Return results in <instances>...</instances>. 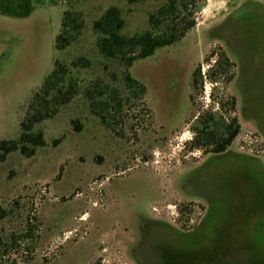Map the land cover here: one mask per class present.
<instances>
[{"label":"rangeland","instance_id":"1","mask_svg":"<svg viewBox=\"0 0 264 264\" xmlns=\"http://www.w3.org/2000/svg\"><path fill=\"white\" fill-rule=\"evenodd\" d=\"M56 1L58 5L38 7L29 18L0 15V141L19 138L28 103L56 60L69 66L80 57L92 61L88 69L71 68L70 77L82 85L78 96L53 120L37 127L44 130L48 146L33 158L16 152L0 164V237L24 234L29 226L39 237L10 249L0 264H27L28 257V264H134L124 235L96 223L104 228L129 223L155 201L153 187L168 190L185 165L203 159L202 150L190 149L196 139L195 116L235 117L228 86L236 71L234 62L220 69L221 44L208 41L209 34L203 38L206 44L201 39L203 29L230 11L223 31L238 64L232 88L249 118L264 127V0H201L197 26L185 39L134 65L131 72L146 85L147 94L132 99L110 126L92 113L84 91L98 80L104 82L102 87L125 89L124 69L98 55L93 23L116 6L126 20L123 34L142 33L148 26L147 13L164 0L138 5L128 0ZM68 8L82 12L86 30L77 44L58 52L56 38ZM198 67L201 89L194 92L191 87L190 109L189 73ZM74 121L83 125L80 133ZM246 132L255 133L250 126L244 127ZM56 139L62 140L55 148ZM115 174L128 176L112 182L106 191L108 209L100 211L105 208L108 178ZM198 175L195 190L210 213L195 234L174 237L180 245L177 252L183 256L185 251L186 264H264V164L228 155L213 159ZM168 200L170 212L177 215L176 202ZM183 211L194 221L201 212L198 204Z\"/></svg>","mask_w":264,"mask_h":264},{"label":"trees","instance_id":"2","mask_svg":"<svg viewBox=\"0 0 264 264\" xmlns=\"http://www.w3.org/2000/svg\"><path fill=\"white\" fill-rule=\"evenodd\" d=\"M151 0H128L129 5H138ZM58 5L56 0H0V15L11 18H29L35 10L44 5ZM201 10V0H164L153 11L147 13L148 26L142 33L132 36L123 34L126 20L123 11L116 6L108 8L93 23V32L97 37L96 50L105 61L117 63L124 69L123 84L125 89L112 88L109 85L100 86L101 80L95 81L84 91V97L89 101L92 113L105 126H110L115 115L128 106L132 99H141L147 94V87L132 74V68L140 61L155 55L158 50L175 46L180 43L197 26L196 14ZM86 19L82 12L67 9L63 15L62 30L56 38L55 48L63 52L77 44L85 34ZM92 61L80 57L66 65L60 60L55 61V68L45 79L41 89L30 99L26 114L20 127L21 133L16 140L0 141V164L16 152L26 158H33L37 151L48 146L44 130L37 129L46 121L53 120L60 110L70 104L79 94L82 85L80 80L71 76L72 69H88ZM117 81V74L112 75ZM124 93H127L126 96ZM112 110L116 114H112ZM214 118L206 121V127ZM72 126L80 133L83 125L74 121ZM225 126V125H223ZM226 127V126H225ZM229 132L231 126H227ZM219 124L207 133L206 142L214 144L218 137ZM238 129L232 132V137ZM62 139L53 141L56 148ZM24 240L38 241L32 226L24 234H13L9 239L0 237V259L5 258L10 249L18 250ZM28 251L31 248L27 249ZM31 258L25 259L30 263ZM11 264H17L13 261Z\"/></svg>","mask_w":264,"mask_h":264},{"label":"flooded vegetation","instance_id":"3","mask_svg":"<svg viewBox=\"0 0 264 264\" xmlns=\"http://www.w3.org/2000/svg\"><path fill=\"white\" fill-rule=\"evenodd\" d=\"M230 12L216 20L210 27H208V29H203L201 39L204 38L205 34H209L210 37L208 41L214 39V41L220 43L221 48L226 51H221L222 53L219 59L221 60L219 61L220 69L225 67L227 68L231 66L230 63L234 62L233 64L235 65L236 71L229 79L228 86L229 91L233 96L231 99L232 103L230 105V112L233 113L235 117L231 120L222 119L214 113L208 115L200 113L195 116V120H193V122H197L195 129L196 139L193 140L190 149L202 150L205 155L203 159L195 163L193 166L185 165V168L180 173L175 175V178L171 182L168 190L159 192L157 191V188L153 187L156 198L155 201L148 204L144 211L137 213V215L129 223H115L109 225V228H104L101 223H96L105 231H113L118 235H124L122 237L123 244L130 260L134 264H186L185 258L187 256L184 255L185 251L182 253L183 256L179 254L175 248L180 245L173 241L176 236L187 237L195 234L196 230L204 223L210 213L208 203L204 201L203 197H201L197 190H195L196 177L199 176L198 173L201 172L202 169L210 163V161L216 158L233 155L245 156L256 162L259 161L264 164V127L249 118V115L246 114L245 107L241 103L240 98L236 95L232 88L236 82L238 64L234 57L235 54H233L228 45L229 36L227 32L223 31L224 22L227 18H229ZM204 41L205 40L203 39V42ZM204 44L206 43L204 42ZM156 53L154 55L155 57H157ZM221 72L224 73L225 71ZM189 78L192 80L189 82L191 83V85L189 84V100L191 109L194 100V93L191 94V87L194 92L201 89L202 78L200 68L198 67L195 71H191L189 73ZM153 113L155 114L154 105ZM185 116L181 121V125ZM211 117L214 119L207 128L206 121ZM217 123L219 124L218 137L216 138V142H214V144H210L206 142L208 140L207 133L211 132L212 129H215ZM228 125H232L230 132L227 127ZM247 126L253 128L255 133H243L244 127ZM161 127L164 131V126ZM236 129H238V132L232 137L231 134ZM180 130L181 129L174 132L173 135ZM126 176L128 175L121 176L120 174H115L108 178L109 186H107L105 190V208L100 211H106L108 209L106 191H109L112 182L119 178H125ZM150 182L151 185L155 183L153 181ZM172 193L174 195H169ZM168 199H170L171 202H176L175 208L179 209V213H177V215L175 212H170L172 206L168 202ZM195 204H198V208L201 210L196 221L192 220V218L188 219L185 217L183 211L186 210L187 207L194 208ZM181 257L182 259L179 261Z\"/></svg>","mask_w":264,"mask_h":264}]
</instances>
